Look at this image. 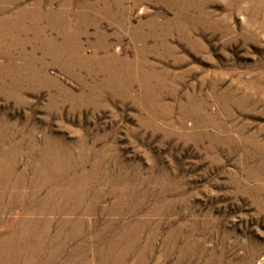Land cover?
Masks as SVG:
<instances>
[{
  "label": "rangeland",
  "instance_id": "obj_1",
  "mask_svg": "<svg viewBox=\"0 0 264 264\" xmlns=\"http://www.w3.org/2000/svg\"><path fill=\"white\" fill-rule=\"evenodd\" d=\"M0 9V162L28 186L44 173L61 192L58 176L76 177L85 196L74 214L46 215L51 234L66 217V233L85 235L23 246L26 260L10 264H264V0H0ZM66 32L78 34L81 59L39 63L32 47ZM13 61L37 62L39 75L15 84ZM28 205L0 213V234ZM110 238L115 255L104 261Z\"/></svg>",
  "mask_w": 264,
  "mask_h": 264
},
{
  "label": "bare ground",
  "instance_id": "obj_2",
  "mask_svg": "<svg viewBox=\"0 0 264 264\" xmlns=\"http://www.w3.org/2000/svg\"><path fill=\"white\" fill-rule=\"evenodd\" d=\"M10 1V0H9ZM38 1V0H37ZM13 2V1H12ZM44 3V2H43ZM40 5V4H39ZM1 10V9H0ZM2 12V11H1ZM20 12V11H19ZM38 12V11H37ZM37 12L35 14H37ZM13 13V12H12ZM25 13V12H24ZM18 14V13H17ZM23 14V13H22ZM21 14V16H22ZM26 14V13H25ZM2 15V14H1ZM54 16V15H53ZM83 16V15H82ZM6 17V16H5ZM36 17V16H35ZM42 17V16H41ZM57 17V16H56ZM21 18V17H20ZM53 18V17H52ZM66 18V17H65ZM3 17L0 18V24L1 22H3ZM8 19V18H7ZM40 19V18H39ZM84 19V18H82ZM20 20V19H19ZM54 20V19H53ZM58 20V18H57ZM67 20V19H66ZM79 20V19H77ZM92 20V19H91ZM9 21V20H8ZM22 21V20H21ZM75 21V20H74ZM80 21V20H79ZM83 21V20H82ZM81 21V22H82ZM93 21V20H92ZM19 22V21H18ZM38 22V21H37ZM71 22V21H70ZM85 22V21H84ZM88 22H90L88 20ZM4 23V22H3ZM25 23V22H24ZM43 23V22H42ZM41 23V24H42ZM65 23V22H64ZM67 23V22H66ZM74 23V22H73ZM18 24V23H17ZM16 24V25H17ZM20 24V23H19ZM11 25V24H10ZM15 25V26H16ZM57 25V23H56ZM63 25V24H62ZM97 25V24H96ZM1 26V25H0ZM14 26V25H13ZM19 26V25H18ZM17 26V27H18ZM68 26V25H67ZM76 26V25H75ZM84 26V25H83ZM6 27V26H5ZM10 27V26H9ZM36 27V26H35ZM38 27V26H37ZM45 27V26H44ZM70 27V26H69ZM85 27V26H84ZM87 27V26H86ZM96 27V26H95ZM98 27V26H97ZM23 28V27H22ZM26 28V27H25ZM32 28V27H31ZM49 28V27H48ZM10 29V28H9ZM16 29V28H15ZM86 29V28H85ZM12 30V29H11ZM21 30V29H20ZM25 30V29H24ZM28 30V29H27ZM35 30V29H34ZM40 30V29H39ZM47 30V29H46ZM68 30V29H67ZM78 30V29H77ZM43 31V30H42ZM45 31V30H44ZM73 31V30H72ZM82 31V30H81ZM2 32V31H1ZM0 32V33H1ZM4 32V30H3ZM7 31H5L6 33ZM21 32V31H20ZM26 32V31H25ZM41 32V31H40ZM61 32V31H60ZM64 32V31H63ZM80 32V30H79ZM67 33V32H66ZM70 33V32H69ZM82 33V32H80ZM98 33V32H97ZM103 33V32H102ZM7 34V33H6ZM38 34V33H37ZM99 34V33H98ZM135 34V33H134ZM1 35V34H0ZM8 35V34H7ZM36 35V33H35ZM61 35V34H60ZM102 35V34H101ZM41 36V34H40ZM59 36V35H58ZM81 36V35H80ZM17 37V36H16ZM39 37V36H38ZM42 37V36H41ZM36 38V37H33ZM52 38V37H49ZM102 38V37H101ZM14 39V38H13ZM18 39V38H17ZM28 39V38H27ZM26 39V40H27ZM38 39V38H37ZM62 39V38H61ZM81 39V38H80ZM4 40V39H3ZM10 40V39H9ZM16 40V39H15ZM30 40V39H29ZM2 41V39L0 40ZM23 41V40H22ZM25 41V40H24ZM36 41V40H35ZM42 41V40H41ZM45 41V40H43ZM63 41V39H62ZM13 42V41H12ZM29 42V41H28ZM31 42V41H30ZM6 43V42H5ZM14 45L18 44L21 45V43L19 41H15L13 42ZM12 43V46H14ZM32 43V42H31ZM38 43V41L36 42V44ZM25 44V43H23ZM30 44V43H29ZM104 44V43H103ZM26 45V44H25ZM32 45V44H31ZM38 45V44H37ZM10 45V47H12ZM22 46V45H21ZM33 46V45H32ZM105 46V45H104ZM103 46V47H104ZM23 47V46H22ZM102 47V46H101ZM16 48V47H15ZM19 48V47H18ZM80 40L78 37L77 33H72L68 34L65 36L64 41L62 43H58L55 40H51V41H45V42H41V45L39 46H34V48L32 47V53H34L37 49L41 50L43 53L42 55L37 59V61L39 63L44 62V57L48 55L51 58L57 59V58H68L70 57L73 58L75 61H77V59H81L80 58ZM98 48V47H97ZM24 50V49H23ZM25 51V50H24ZM9 52V51H8ZM31 52V50H30ZM28 53V52H27ZM31 53V54H32ZM36 54V53H35ZM34 54V55H35ZM40 54V53H39ZM38 54V55H39ZM37 55V56H38ZM51 55V56H50ZM108 55V54H107ZM31 56V55H30ZM48 57V59H49ZM93 57V56H92ZM91 57V58H92ZM30 58V57H29ZM97 58V57H96ZM103 58V57H102ZM68 59V60H70ZM84 59V58H82ZM86 59V58H85ZM99 59V58H98ZM96 59V60H98ZM107 59V58H106ZM30 60V59H29ZM28 60V61H29ZM33 60V59H32ZM66 60V59H65ZM72 60V59H71ZM12 61V60H11ZM34 61V60H33ZM58 61V60H57ZM81 61V60H80ZM87 61V59H86ZM14 62V61H13ZM11 62L10 65H8V71H10L9 73H13L15 74V77L13 79V82L15 84H20L21 83V79H22V75L24 72L30 74L34 79L37 77V75H39V73L37 71H39L38 69L35 68V63L37 62H27L25 61L23 64H17V63H13ZM129 62V61H128ZM10 63V62H9ZM83 63V62H82ZM45 64V63H44ZM85 64V63H84ZM88 64V63H87ZM86 64V65H87ZM40 65V64H39ZM6 66V65H5ZM82 66V65H81ZM40 67V66H39ZM41 68V67H40ZM44 68V67H43ZM5 69V68H4ZM103 69V68H102ZM7 70V69H6ZM5 70V71H6ZM113 70V69H112ZM8 73V74H9ZM115 72H113L111 75L114 76ZM6 74V73H5ZM41 74V73H40ZM110 74V73H109ZM117 74V73H116ZM26 75V74H24ZM23 75V76H24ZM29 75V76H30ZM46 75V74H45ZM119 75V74H118ZM122 75V74H121ZM36 76V77H35ZM111 76V77H112ZM123 76V75H122ZM126 77V75H124ZM42 77V76H41ZM109 76V78H111ZM115 77V76H114ZM113 77V78H114ZM27 78V77H26ZM39 78V77H38ZM33 79V80H34ZM24 80V79H23ZM30 80V79H29ZM32 80V79H31ZM32 80V81H33ZM36 81V80H35ZM31 82V81H30ZM28 83V82H27ZM128 83V82H127ZM32 84V83H31ZM123 84V83H122ZM125 84V83H124ZM29 85V84H28ZM33 85V84H32ZM31 85V86H32ZM129 85V84H127ZM10 86V85H9ZM13 86V85H12ZM30 86V87H31ZM23 87V86H22ZM21 87V88H22ZM125 87V86H124ZM1 88V87H0ZM20 88V87H18ZM127 88V87H125ZM129 88V87H128ZM16 91V89H14ZM20 90V89H18ZM23 90V89H22ZM59 90V89H58ZM5 92V91H4ZM8 92V91H7ZM12 92V91H11ZM19 92H23V91H19ZM18 93V92H17ZM7 94V93H5ZM9 94V93H8ZM22 95V94H20ZM6 96V95H5ZM13 96V95H12ZM17 96V95H16ZM19 96V95H18ZM8 97V96H7ZM14 97V96H13ZM15 98V97H14ZM17 98V97H16ZM19 99V98H18ZM18 101V100H16ZM22 101V99H21ZM20 102V100H19ZM33 139V138H32ZM43 150V149H42ZM41 150V151H42ZM52 150V149H51ZM56 150V149H55ZM58 152V151H57ZM46 154V153H45ZM59 154V153H57ZM61 154V153H60ZM51 155V154H50ZM2 156V155H1ZM44 156V155H43ZM60 156V155H59ZM47 157V156H46ZM6 158V157H5ZM4 158V159H5ZM55 158V157H53ZM52 158V159H53ZM3 159V160H4ZM9 159V158H8ZM33 159V158H32ZM50 160V159H49ZM54 160V159H53ZM34 161V160H33ZM46 161V160H45ZM57 161V160H56ZM37 162V161H35ZM34 162V163H35ZM44 162V161H43ZM47 162V161H46ZM9 163V162H8ZM3 162H0V213L3 211H8L10 208L16 206V205H20V204H25V202L29 203V205L24 209L27 213L29 214H25L21 217H16V220H13V224H14V228L15 230L18 229L23 230L25 233H23L21 235H16L15 233H12L11 230H13V227L8 228V231H6L5 233L0 234V264H10L13 262H22L25 261L26 259L24 257L18 256L22 250H23V246H28L30 249H33V246L36 245L35 248L37 249H42L43 246H45L47 243H51V242H66V241H75L76 239H78L82 234H83V230L81 229L80 231H73L71 233H66L65 232V228L66 227H71V220L69 218H63V223L66 225V227L64 228V230L59 229L57 232L51 234L50 230H49V225L51 223V219L50 217H47L48 215L51 214H55V212L61 213V211H65L67 207L70 208V211L72 214H74V212H77L80 207H81V203H82V199H84V193L80 192V190H77L76 187L78 186H74L76 184V182L78 183L79 181H81L80 179L76 180L75 178H71V179H67V176L65 174H61L58 176L61 184L63 186H65V188L60 192L58 189L56 188H52V186H49V182H48V177L47 178H43V174L41 173H37L36 175L39 177L38 180L34 181V182H30L29 186L26 185L24 183L25 177L24 174L19 173L17 176L14 175L13 173L16 171V168L11 164H8ZM40 163V162H39ZM49 163V162H48ZM52 163V162H51ZM31 164V163H30ZM29 164V165H30ZM62 164V163H61ZM65 165V164H64ZM63 166V165H62ZM32 167V166H31ZM52 167V166H51ZM58 167V166H57ZM60 167V166H59ZM33 168V167H32ZM35 169V168H34ZM43 169V168H42ZM30 170V169H29ZM56 170V169H55ZM73 170V169H72ZM23 171V170H22ZM40 172V169L38 170ZM54 171V170H53ZM57 171V170H56ZM55 171V173H56ZM76 171V170H75ZM42 172V170H41ZM62 173L67 172V171H60ZM80 172V171H79ZM84 172V171H83ZM91 172V171H90ZM68 173V172H67ZM47 174V173H46ZM57 174V173H56ZM75 174V173H74ZM94 174V173H93ZM87 175V174H86ZM96 175V174H95ZM36 176V177H37ZM54 176V175H53ZM77 176V175H76ZM81 176V175H80ZM74 177V176H73ZM92 177V176H91ZM96 177V176H95ZM94 177V178H95ZM29 179V177H27ZM55 178V177H54ZM70 178V177H69ZM79 178V177H78ZM82 179V178H81ZM35 180V179H34ZM52 180V179H51ZM93 180V178H92ZM54 181V180H53ZM88 181V180H87ZM29 182V180L27 181ZM99 182V181H98ZM83 184V182H81ZM90 183V182H89ZM58 184V183H57ZM56 184V186H57ZM60 184V183H59ZM79 185V184H78ZM81 185V184H80ZM85 185V184H83ZM82 186V185H81ZM49 187V188H48ZM59 188V187H58ZM83 188V187H82ZM86 188V187H85ZM93 188V187H91ZM97 188V187H96ZM46 190V195L45 196H41L42 198L39 199L40 194L42 193V190ZM88 191V190H87ZM91 191V190H90ZM93 191H95L93 189ZM87 193V192H86ZM100 193V192H99ZM114 193V192H113ZM96 194V193H95ZM94 194V195H95ZM116 194V193H115ZM117 197V196H116ZM55 198H62V204L58 203V205H51L52 201H54ZM117 199V198H115ZM71 200V201H69ZM97 200V199H94ZM59 201V200H58ZM61 202V201H60ZM119 202V201H118ZM118 204V203H117ZM90 206V205H89ZM91 207V206H90ZM22 212V211H21ZM35 213V214H34ZM3 214V213H2ZM78 214V213H77ZM17 215V214H16ZM47 215V216H46ZM1 221V219H0ZM80 225V224H79ZM81 227V225H80ZM124 227V226H123ZM126 227V226H125ZM132 227V226H131ZM130 227V228H131ZM13 228V229H12ZM72 228V227H71ZM122 228V227H121ZM139 228V227H136ZM106 230V229H105ZM129 231V230H128ZM123 232V231H122ZM20 233V232H19ZM130 233V232H129ZM139 233V232H138ZM86 234V233H85ZM83 234V235H85ZM101 234V233H100ZM136 234V233H135ZM82 235V236H83ZM114 235V234H113ZM99 236V235H98ZM112 236V235H111ZM122 236V238H121ZM132 236V235H131ZM95 237V236H93ZM134 237V236H133ZM82 238V237H81ZM80 238V239H81ZM106 238V237H105ZM123 240L125 238V235H121L119 234V236L117 235L116 240L118 241ZM97 239V238H96ZM101 239V238H100ZM132 239V238H131ZM115 240V239H114ZM115 240V241H116ZM136 240V239H135ZM102 241V240H101ZM112 238H110V244L109 247L107 249H105L106 251L104 253H102V255L104 256V261L108 260L111 256L115 255L116 251V247L113 246L115 245V242L112 243ZM116 241V242H117ZM131 241V240H130ZM133 241V240H132ZM106 242V241H105ZM124 242V241H123ZM40 243V244H39ZM126 243V242H125ZM124 243V244H125ZM132 243V242H131ZM39 244V245H37ZM103 244V243H101ZM127 244V243H126ZM130 244V243H129ZM117 245L118 244L117 242ZM121 246V245H120ZM128 246V245H127ZM131 246V245H130ZM99 247V246H98ZM82 248V247H81ZM80 248V249H81ZM86 248V246H85ZM118 248V247H117ZM99 249V248H98ZM123 249V248H122ZM86 250V249H85ZM132 250V249H131ZM102 251V250H101ZM99 250V252H101ZM118 251V250H117ZM126 252V250H125ZM124 252V253H125ZM129 252V251H128ZM11 253V254H10ZM58 253V250H54V254ZM123 253V251H122ZM101 254V253H100ZM119 256H117L118 259ZM124 258V257H122ZM27 262L29 263H33L34 262V257L30 258L27 260Z\"/></svg>",
  "mask_w": 264,
  "mask_h": 264
}]
</instances>
